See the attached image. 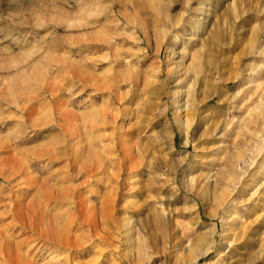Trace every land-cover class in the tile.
Listing matches in <instances>:
<instances>
[{"label":"rangeland","instance_id":"rangeland-1","mask_svg":"<svg viewBox=\"0 0 264 264\" xmlns=\"http://www.w3.org/2000/svg\"><path fill=\"white\" fill-rule=\"evenodd\" d=\"M0 264H264V0H0Z\"/></svg>","mask_w":264,"mask_h":264},{"label":"bare ground","instance_id":"bare-ground-1","mask_svg":"<svg viewBox=\"0 0 264 264\" xmlns=\"http://www.w3.org/2000/svg\"><path fill=\"white\" fill-rule=\"evenodd\" d=\"M202 13V12H201ZM176 106V105H175ZM176 110V109H175ZM179 111V110H178ZM179 113V112H178ZM174 115L176 116V118L179 120L180 118L177 116L178 114H177V112H175L174 113ZM177 120V121H178ZM180 121V120H179ZM40 212H38V214H39ZM41 215V214H40ZM39 215V216H40ZM36 216H37V214H36ZM35 216V217H36ZM38 218V217H37ZM36 219V218H35ZM37 220V219H36ZM41 220V219H40ZM43 220V219H42ZM36 227V226H35ZM38 228V227H37ZM45 237V236H44ZM47 239H51V243L53 244V245H51L50 246V249H55V248H58L57 246H60V245H63V244H65L67 241V237L66 238H63V235H62V233L60 232V231H53V232H49V234L47 235V237H46ZM49 239V240H50ZM69 242H70V240H69ZM80 242V241H79ZM44 244H46V243H44ZM68 244V243H67ZM74 244V246L75 245H77V244H75V243H73ZM34 245V244H33ZM64 246V245H63ZM67 246V245H66ZM78 246V245H77ZM33 247V246H32Z\"/></svg>","mask_w":264,"mask_h":264}]
</instances>
